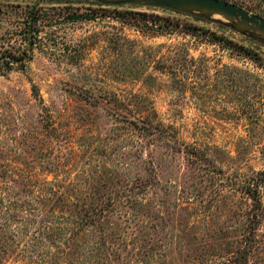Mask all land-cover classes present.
<instances>
[{
    "label": "rangeland",
    "instance_id": "1",
    "mask_svg": "<svg viewBox=\"0 0 264 264\" xmlns=\"http://www.w3.org/2000/svg\"><path fill=\"white\" fill-rule=\"evenodd\" d=\"M147 15L264 52L197 11L0 0V264H264V69Z\"/></svg>",
    "mask_w": 264,
    "mask_h": 264
},
{
    "label": "trees",
    "instance_id": "2",
    "mask_svg": "<svg viewBox=\"0 0 264 264\" xmlns=\"http://www.w3.org/2000/svg\"><path fill=\"white\" fill-rule=\"evenodd\" d=\"M43 1V0H41ZM67 4H70V2H65ZM102 6V5H100ZM256 10V9H255ZM177 13V12H175ZM262 13V12H261ZM30 14V15H29ZM179 14V13H178ZM260 14V13H259ZM141 17H145L146 15L141 14L139 15ZM193 21H200L201 19L199 17L195 16H189ZM262 17L264 15L262 14ZM77 19H72L71 22H76ZM143 22H147V24L151 23H157V21L162 22V26L169 30L170 32H180L182 34L191 36L193 38H201L204 40H207L212 45L220 46L222 49H225L227 51H230L231 53L242 57L243 59H246L248 61H251L253 64H255L257 67L264 69V52H261V45H259L257 42H254L253 40H250L248 38L242 37L243 41H248L250 45H244L242 42L234 41L230 38L225 37L223 34H218L216 32H212L209 29H205L201 26L188 23L186 21H181L180 19H174V18H157L151 15H147V19L141 20ZM38 22V14L37 12H31L27 13V17L24 20V26L27 27V29H30L31 32L33 29H35L36 24ZM34 32V31H33ZM36 32V30H35ZM30 36H33V33L29 34ZM34 38V36H33ZM30 45L33 46V42L30 40ZM256 46V47H254ZM16 61L23 60V55L15 58ZM12 62L5 61V66L9 67ZM264 184V173L260 172L256 175L255 179H253L252 184H248L246 187V194L248 198L252 200V210H250L249 215H251L254 219H260L262 216L260 215V200H259V189L261 185ZM98 208H95L93 210V213L96 214L98 212ZM83 227V226H82ZM82 227L78 225L76 232L81 230ZM248 251V249L245 248L244 255Z\"/></svg>",
    "mask_w": 264,
    "mask_h": 264
},
{
    "label": "water",
    "instance_id": "3",
    "mask_svg": "<svg viewBox=\"0 0 264 264\" xmlns=\"http://www.w3.org/2000/svg\"><path fill=\"white\" fill-rule=\"evenodd\" d=\"M58 2H95L102 6H122L130 4H145L148 7L174 12L197 11L206 15L221 16L235 23L238 30L264 41V18L226 0H51ZM245 28L247 30H243Z\"/></svg>",
    "mask_w": 264,
    "mask_h": 264
},
{
    "label": "bare ground",
    "instance_id": "4",
    "mask_svg": "<svg viewBox=\"0 0 264 264\" xmlns=\"http://www.w3.org/2000/svg\"><path fill=\"white\" fill-rule=\"evenodd\" d=\"M215 16V15H214ZM213 17V16H212ZM210 18V17H209ZM213 18H215V17H213ZM217 18H219V17H217ZM223 22H226V21H224V20H222ZM228 21V20H227ZM230 22V21H229ZM227 23V22H226ZM237 26V25H236ZM238 27V26H237ZM243 30H247V29H245V28H242Z\"/></svg>",
    "mask_w": 264,
    "mask_h": 264
}]
</instances>
